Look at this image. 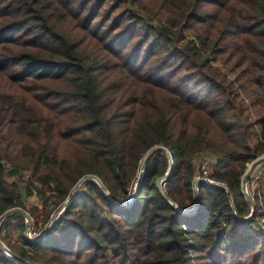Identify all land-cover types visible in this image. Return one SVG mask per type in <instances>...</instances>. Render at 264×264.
I'll return each instance as SVG.
<instances>
[{"label": "trees", "instance_id": "1", "mask_svg": "<svg viewBox=\"0 0 264 264\" xmlns=\"http://www.w3.org/2000/svg\"><path fill=\"white\" fill-rule=\"evenodd\" d=\"M0 143L19 147L1 155L0 215L20 208L36 233L80 178L101 183L85 180L42 239L18 213L1 221L25 263L264 264V191L250 213L240 189L264 154V0H0ZM205 149L223 186L199 184L182 213ZM1 160L29 172L23 191Z\"/></svg>", "mask_w": 264, "mask_h": 264}, {"label": "rangeland", "instance_id": "2", "mask_svg": "<svg viewBox=\"0 0 264 264\" xmlns=\"http://www.w3.org/2000/svg\"><path fill=\"white\" fill-rule=\"evenodd\" d=\"M128 6L130 7V5L128 4ZM127 6V7H128ZM146 8H148V9H150V8H152V4H148V5H146ZM185 34L187 35V38H188V40H193V41H196V39L192 36V33H191V31H185ZM16 91L18 92V93H20V92H22V90H20V89H16ZM163 149V148H162ZM19 152V147L18 146H9V145H7L6 143H0V159H2L1 157V155L2 154H8V155H10V156H13V155H16L17 153ZM153 153V152H152ZM151 155V154H150ZM201 157H205L206 158V160H207V164H208V166H209V169H210V171H211V174H210V176L212 177V173H213V164H214V157H213V155L211 154V152H209L208 150H201V151H199V152H197L196 154H195V156H194V158H193V166H194V169H195V174L198 172V168H197V162H198V160L201 158ZM258 157H264V154L263 155H260V156H258ZM258 157H256V158H258ZM255 158V159H256ZM144 159V157L142 158V160ZM254 159V160H255ZM142 160H141V162H140V164H139V170H138V172H137V174L138 173H140L141 172V165H142ZM6 161V160H5ZM7 163L5 164V166H4V170H5V179L8 181V182H18V184L22 187V191L24 190V186H25V184L27 183V180H29V178H30V174H29V172L28 171H26V170H18L17 172H15V173H12L11 171H12V168H11V164H10V162L7 160L6 161ZM251 163V162H250ZM250 163L249 164H247V167H246V169L247 168H249L250 167ZM255 168V169H254ZM245 169V170H246ZM245 172V171H244ZM136 174V175H137ZM243 176V175H242ZM242 176H241V182H242ZM135 178V177H134ZM136 179V178H135ZM213 179V178H212ZM85 180H92V181H94V182H96L98 185H101V183H100V181H98L96 178H90V177H86V179ZM84 180V181H85ZM214 180V179H213ZM83 181V182H84ZM216 183H218L219 185H222L221 183H219V182H217L216 180H214ZM82 182V183H83ZM241 182H240V186H241ZM81 183V184H82ZM81 184L78 186V188H77V190H76V192H75V194H74V196L76 195V193L78 192V190L81 188L80 186H81ZM134 179H133V181H132V183H131V185H132V187H134V189L130 186V192H132V194H133V190H134V193H135V186H134ZM163 185V184H162ZM246 185H247V193H248V196H247V198H249L250 200H248L249 202H250V205L252 206L253 205V203H252V197H253V195H254V193L255 192H258V187H259V185L262 187L261 189H263V191H264V160H262L261 162H259V163H257L250 171H249V173H248V179H247V182H246ZM223 186V185H222ZM194 192L196 193V189H195V187H194ZM72 193H73V190H72V192H71V194H70V196L72 195ZM69 196V197H70ZM68 197V198H69ZM126 199V198H125ZM125 199H123V200H120L121 202H124V200ZM25 205H26V208L27 209H29L30 207H32V206H35V205H37V206H39L40 205V201H39V198L36 196V195H33V196H31V198L30 199H27L26 201H25ZM49 205L50 206H52L53 205V201L52 200H49ZM63 208V205L61 206V208L59 209V210H54L53 211V213L50 215V221L54 218V217H56V219L58 218V216L60 215V213L63 211H61V209ZM262 209H263V214H262V216H260V218H259V221H260V228H261V230H264V206L262 207ZM251 212V211H250ZM25 213L28 215V217L30 218V216H29V214H28V212H26L25 211ZM249 217V216H248ZM23 219H24V223H25V228H26V220H25V218L23 217ZM48 225H49V223H48ZM48 225H46L42 230H40L39 232H34L33 231V221H32V219L30 218V221H29V223H28V230H27V239L28 240H32V239H30V238H34L36 235H39L45 228H47L48 227ZM25 228H24V230H23V235H24V231H25ZM257 228V227H256ZM18 233H19V230H15L14 231V236H15V239L17 240V243H19V239L17 238V235H18ZM1 242V241H0ZM2 243V242H1ZM2 245H4L3 243H2ZM5 246V245H4ZM6 247V246H5ZM7 248V247H6ZM0 249L2 250V252L4 253V250H3V248H1V246H0ZM8 249V248H7Z\"/></svg>", "mask_w": 264, "mask_h": 264}, {"label": "water", "instance_id": "3", "mask_svg": "<svg viewBox=\"0 0 264 264\" xmlns=\"http://www.w3.org/2000/svg\"><path fill=\"white\" fill-rule=\"evenodd\" d=\"M153 151H155V149L154 148H152L145 156H144V159L142 160V165L140 166L141 167V172L139 173V176L138 175H136L135 176V178H136V181H135V178H134V186H135V193H134V198L136 197V193H137V189H138V185H139V183H140V180H141V177H142V175H143V173H144V168H145V163H146V161H147V159H148V157L150 156V154H152V152ZM169 159H170V162H171V158H170V156H169ZM262 160H264V157H258V158H256L255 160H253L251 163H250V167L249 168H247L246 170H245V172L243 173V176H242V186L244 187L245 185H246V182H247V179H248V173H249V171L257 164V163H259V162H261ZM168 173H169V170H167L166 172H165V174L163 175V176H161V177H157L156 179H155V186L157 187V188H159L160 190H162V183H163V181L167 178V176H168ZM86 177H90V178H96L98 181H99V179L96 177V176H86ZM86 177H83V178H80L79 180H78V182L75 184V186H74V188H73V193H72V195L69 197V198H67L64 202H63V208L61 209V211L69 204V202L72 200V198L74 197V194H75V192H76V190H77V188H78V186L86 179ZM202 183H204L202 180H195L194 181V187H195V189H196V193H195V204H194V206L191 208V209H181V208H178L177 206H175V205H173L170 201V203L177 209V210H179L180 212H182V213H186V214H189L191 211H193V212H195L196 211V209H197V205H198V193H197V187H198V185L199 184H202ZM102 190H103V192L108 196V193L104 190V188H102ZM247 198V197H246ZM248 200H250L249 198H247ZM134 200V199H133ZM117 206H119V207H121V208H129V206L130 205H125L123 202H121V201H113ZM251 202V201H250ZM253 209H254V206L252 205L251 206V212L250 213H252V211H253ZM13 213H18V214H20L22 217H24L25 218V220H26V228H25V231H24V236L25 237H27V230H28V223H29V221H30V218L28 217V215L25 213V211L24 210H22V209H20V208H15V209H11V210H8V211H6V212H4L2 215H0V223H1V221L5 218V217H7V216H9V215H11V214H13ZM56 220V217H54L51 221H50V223H49V225H48V227L47 228H45L41 233H40V235H39V239H42L44 236H45V234L47 233V231H48V229H49V227L54 223V221ZM0 246H1V248H3V250H4V254H5V256L6 257H8V258H11V259H13V260H15V261H17V262H23L20 258H18L17 256H15L14 254H12L4 245H2V243L0 242ZM9 256H8V255ZM24 264H28V263H25V262H23Z\"/></svg>", "mask_w": 264, "mask_h": 264}, {"label": "built area", "instance_id": "4", "mask_svg": "<svg viewBox=\"0 0 264 264\" xmlns=\"http://www.w3.org/2000/svg\"><path fill=\"white\" fill-rule=\"evenodd\" d=\"M7 162H5L4 160H1V164L3 166H5ZM197 168H198V172L194 175V178H193V181L195 180H202L205 184H208V185H219L218 183H216L212 177L210 176L211 174V171L209 169V166L207 164V160L205 157H201L198 162H197ZM132 187V185H131ZM134 189V187H132ZM240 189H241V193L247 197L248 196V193H247V185H245L244 187L242 186V183H241V186H240ZM133 199H134V190H133V194L132 192H130V189L128 190V195L126 197V199L124 200V204L125 205H130L132 202H133ZM40 235V234H39ZM39 235H36L34 238H30L34 241L38 240L39 239Z\"/></svg>", "mask_w": 264, "mask_h": 264}, {"label": "crops", "instance_id": "5", "mask_svg": "<svg viewBox=\"0 0 264 264\" xmlns=\"http://www.w3.org/2000/svg\"><path fill=\"white\" fill-rule=\"evenodd\" d=\"M254 169H255V168H254ZM32 196H33V195H32ZM30 198H31V196H28V197L26 198V200H27V199H30Z\"/></svg>", "mask_w": 264, "mask_h": 264}, {"label": "bare ground", "instance_id": "6", "mask_svg": "<svg viewBox=\"0 0 264 264\" xmlns=\"http://www.w3.org/2000/svg\"><path fill=\"white\" fill-rule=\"evenodd\" d=\"M137 175L139 176V173H138ZM135 181H136V179H135ZM135 181H134V182H135ZM7 255H8V254H7ZM8 256H9V255H8Z\"/></svg>", "mask_w": 264, "mask_h": 264}]
</instances>
